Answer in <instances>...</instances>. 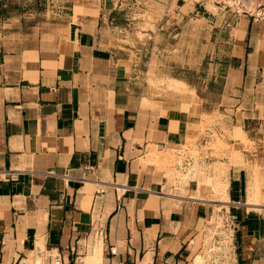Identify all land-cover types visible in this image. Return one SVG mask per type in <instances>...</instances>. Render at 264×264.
Wrapping results in <instances>:
<instances>
[{
    "label": "crops",
    "instance_id": "crops-1",
    "mask_svg": "<svg viewBox=\"0 0 264 264\" xmlns=\"http://www.w3.org/2000/svg\"><path fill=\"white\" fill-rule=\"evenodd\" d=\"M189 1L154 5L162 19L179 9L183 17ZM193 3L188 13L203 4ZM117 5L74 0L53 17L19 16L13 30H0V264H33L30 254L41 247L45 264H84L97 244L101 264H195L200 226L215 206L231 218L233 264H264V20L216 17L206 7L208 15L190 18L210 25L204 40L202 29L198 43L186 40L202 41L204 55L171 58L160 70L202 92L196 107L152 94L142 51L118 43ZM175 30L158 21L150 33L173 39ZM216 111L250 139L231 137L228 148L198 156L225 168L223 198L202 190L209 179L170 176L196 162L183 148L196 115ZM193 137L199 144L214 135ZM171 153L186 154L183 166ZM257 165L252 192L261 193L253 203Z\"/></svg>",
    "mask_w": 264,
    "mask_h": 264
},
{
    "label": "rangeland",
    "instance_id": "rangeland-1",
    "mask_svg": "<svg viewBox=\"0 0 264 264\" xmlns=\"http://www.w3.org/2000/svg\"><path fill=\"white\" fill-rule=\"evenodd\" d=\"M72 1L74 0H4L6 5L0 8V30H13L15 24L19 22V16L31 18L33 15L38 16V12H43L46 16L53 17L57 15V13H60V10L65 11L66 7L69 3H72ZM75 1L78 2L79 0ZM107 1L110 3L118 2V8L121 6V12L115 20V30L120 38L118 43L130 47L132 46L133 48L137 47L142 51L143 55L141 61L146 64L147 72L145 77L152 94L158 97L189 99L193 101L196 107L200 106L201 99L198 95L202 98V92H196V90L189 87L185 80L177 77V79L174 80L175 76H167L165 71L160 70V67L164 68L167 63L174 64L176 62L175 60H180L181 62L187 60V56L191 53V55L195 56V60L197 61L202 58L205 52L202 41L199 47H196L194 43H198L199 29H202L200 35V39L202 40L203 34L208 33L210 25H208V23L200 26V23L198 24L199 20L195 19L203 15H208L209 12L204 13V11L209 10L211 12L212 9L210 4H213L216 5V17H220L219 14L223 12L233 16L236 14H243L252 18L264 20V0H201L203 4L198 6L199 12L195 10L194 12L188 13L194 7L192 0L181 6L182 13H187L183 15V17H181V10L179 9L177 14L173 15V17L168 14L163 19L161 18L163 9H159L154 5L155 1L159 0ZM226 3H228V5ZM192 17L195 19H190ZM189 19L190 21L193 20L192 23L198 27V29L195 28L197 31L189 28L191 23ZM158 21H163L164 24L174 23L177 27L175 33L179 32L178 38H168L169 34L165 31L162 32L164 34L163 38L158 36V31L157 35L154 37V34L150 32L154 33ZM188 21L190 23H187ZM186 27L188 28L186 29ZM187 39H191L194 43L189 40L186 41ZM176 42L178 44H174ZM170 43L174 44L173 47L170 46ZM203 43L205 42L203 41ZM154 45L160 50L158 55H156L152 49ZM165 49L172 50V54L174 55H166L169 54L167 53L169 51L163 54ZM209 49L210 48L207 47V50ZM212 51L213 49L210 52ZM171 58L175 60L171 61ZM196 64L198 65L199 63ZM202 66H204V64H202ZM210 97L214 99L218 96H214L211 93ZM223 118H225V116L218 111L212 115H208L204 112L196 115L192 123V130L189 131V135L183 147H189V154L194 156L196 162L193 165L190 164L189 168L186 170H184L183 167L178 170L174 169L170 175L171 177H177L182 182L187 180L191 174L199 180L204 181L209 179L210 185L204 183L201 188L203 191H208V195L214 198H219V196L222 198L224 197V192L226 191L225 182L227 180V178L223 176L225 168L222 165L206 167V165L197 162L198 156H201L204 152L206 153L209 148H214V150H218L219 147L228 148L230 146L231 137L235 138L237 141L250 142V139L246 138L247 136L244 128L240 126L231 128L230 125L222 122ZM198 130H211L214 138L210 139L208 142L203 141L197 144L195 143L193 132ZM185 156L186 154H182V156L177 157L174 153H171L168 154V159H176L180 165H182ZM258 166L260 165L255 166L253 172L254 179H251L249 182V198L254 189L255 172ZM215 208L216 209L212 211L211 215L206 218L204 223L200 226L199 238L197 240L200 244V249L196 253H200L204 256L205 259H203V261L205 262L203 264H212V262L214 264H233L235 260L233 247L234 230L231 224V218L228 212L222 211L221 206H215Z\"/></svg>",
    "mask_w": 264,
    "mask_h": 264
},
{
    "label": "bare ground",
    "instance_id": "bare-ground-1",
    "mask_svg": "<svg viewBox=\"0 0 264 264\" xmlns=\"http://www.w3.org/2000/svg\"><path fill=\"white\" fill-rule=\"evenodd\" d=\"M231 1V0H230ZM210 7H211V9H212V11L213 12H215L216 11V5H213V4H210ZM206 20V18L205 17H201L200 19H199V22H198V24L200 23V24H202L204 21ZM189 21H190V19H189ZM187 22V23H190V26H189V28L190 29H193V30H195V31H197L196 29H198V27H196L195 26V24H193L192 23V21H190V22ZM196 23V22H195ZM187 25V24H186ZM188 27H186V29H187ZM196 28V29H195ZM185 30V29H184ZM181 35V34H180ZM177 78L175 77L174 78V80H176ZM173 80V79H172ZM259 167H261V165L260 166H258L256 169L258 170V168ZM256 172H258V171H256ZM253 184V183H252ZM257 184V182H255V185ZM253 188H255V187H253ZM256 191H253L252 193H251V196H250V202H256V201H258V199H259V188L258 187H256V189H255ZM261 193V192H260ZM257 203V202H256ZM250 205H254V204H250ZM100 243V242H99ZM97 245H99V244H97ZM97 245H96V248H95V250H93V252H91L90 254H87V256L85 257V264H101V262H102V251H101V244L97 247ZM41 251L40 250H36V251H34L33 250V252H31V254H30V256H31V258H33V264H45V252H43V250H44V247H41ZM203 259H205L204 258V256L202 255V254H198V255H196V257H195V259H194V262H195V264H203L205 261H203Z\"/></svg>",
    "mask_w": 264,
    "mask_h": 264
},
{
    "label": "built area",
    "instance_id": "built-area-1",
    "mask_svg": "<svg viewBox=\"0 0 264 264\" xmlns=\"http://www.w3.org/2000/svg\"><path fill=\"white\" fill-rule=\"evenodd\" d=\"M226 4L228 5V3H226ZM54 264H64V263H62L61 260L56 259L55 262H54ZM65 264H79V263H76V261H75L73 263H65ZM212 264H214V263L212 262Z\"/></svg>",
    "mask_w": 264,
    "mask_h": 264
}]
</instances>
